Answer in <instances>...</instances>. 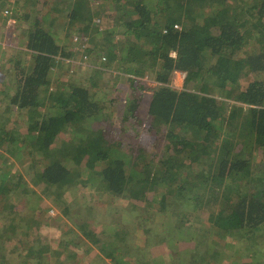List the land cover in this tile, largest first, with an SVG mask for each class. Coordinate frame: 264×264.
Wrapping results in <instances>:
<instances>
[{
  "label": "trees",
  "instance_id": "obj_1",
  "mask_svg": "<svg viewBox=\"0 0 264 264\" xmlns=\"http://www.w3.org/2000/svg\"><path fill=\"white\" fill-rule=\"evenodd\" d=\"M97 2L13 1L24 14L5 23L21 28L12 41L26 50L10 56L12 68L0 77V100L9 98L10 112L12 106L27 110L28 133L0 125V145L29 146L46 161L37 177L57 191L48 195L57 204L65 202L62 191L77 183L147 207L157 204L160 211L177 201V232L198 246L204 231L190 261L222 264L230 246L253 255L245 262L244 253L235 264H264V0ZM5 3L0 0V7ZM107 10L117 29L101 27ZM83 44L96 56L88 69L93 78L53 86L54 69L75 58L72 47ZM176 71L187 72L182 89L171 85ZM114 73L115 94L108 101L99 98L101 82ZM123 75L124 98L116 90ZM119 106L123 132L117 136L112 128ZM65 132L73 133L71 141L58 145ZM0 180L1 208L10 203L13 188L7 172ZM39 207L29 229L48 223L39 219ZM194 211H208L211 226L186 225ZM72 220L78 232L71 226L70 238L56 239L57 248L27 246L18 264H58L51 258L69 254L75 238L87 252L97 249L103 264H153L148 244L128 242L124 231L103 237ZM182 253L175 254L177 263L187 264ZM1 259L11 264V258Z\"/></svg>",
  "mask_w": 264,
  "mask_h": 264
},
{
  "label": "rangeland",
  "instance_id": "obj_2",
  "mask_svg": "<svg viewBox=\"0 0 264 264\" xmlns=\"http://www.w3.org/2000/svg\"><path fill=\"white\" fill-rule=\"evenodd\" d=\"M4 1L9 3H5L0 7V22L15 23L18 21L19 16L24 14V11H18L12 6L13 1L15 2L16 0ZM97 1L91 0V3L96 4L98 3ZM112 15L111 10H107L104 14L100 15L101 27H110L112 30L117 29V27L114 28L113 26L114 20ZM96 19L99 20V18ZM59 23H62V19L59 20ZM1 27L0 36L3 35L2 38L4 40L6 39V42L3 49L0 50L1 56L5 58L0 64V77L1 75L8 74V69L10 70V67L12 68V66L6 69L2 68L4 63L11 64L10 61L6 62V59H9L14 52L22 51V49L26 50L22 44L12 41V38H16V35H19L21 28H7V24L5 27ZM2 38L0 40H3ZM72 39L73 43L74 41L77 42L74 35ZM72 48L76 53L75 58L67 60V64H64L63 67L54 69L51 78L53 86L59 83H69V78H93V73L88 69L90 68V63L94 62L96 56L92 53H87L85 51L87 47L84 44ZM28 59L27 54L24 59L26 66L30 64ZM68 62H70V65ZM106 77L101 82L104 90H101V93H98V95L99 98L108 101L115 94H112V92H114L113 84L115 83L114 80L116 77L115 73L114 75H106ZM127 78V75H123L116 82V84L118 83L116 90L120 89L118 94L123 98L128 95L127 87H125ZM148 81L150 85H154L152 77H149ZM182 81L183 78L181 76H174L171 85L181 89L184 85V83L183 85L181 84ZM146 91L147 93L151 92L150 90ZM4 92H9V90L6 88ZM0 95L3 96V94ZM8 103L9 98L0 100V125H4L10 130L15 128L18 134L26 135L28 133L27 110L12 106L13 111L10 112L7 110ZM120 109L121 106L117 107L113 115L112 130L117 136H120L123 132L121 122L122 113ZM51 114H54L53 109ZM72 134L71 132L60 134V137L57 139L58 145L63 140L71 141ZM28 147L21 148V150H16L15 148L8 150L7 142L0 145V175L3 172H7L8 181L10 182L9 185L13 188L9 198V202L13 206L10 203H6L0 208V262L3 261L1 259L2 256H6L7 258H11V264H18L17 257L20 252L31 245H51V247L57 248L59 244L56 239L70 238L71 234L67 230L71 226L78 232V229L74 227L72 218L76 222L88 223L94 231L103 237L111 236L118 231H124V233H127L125 237L128 242L135 241L140 246H146L148 244L149 259L153 264H180L177 263V255H175L179 252H183L181 254L183 257H191V250L197 245L194 240L191 241L186 235L177 232L178 221L181 218L179 210L181 206H178L177 201L173 204L171 203L173 208L160 211L156 208L157 204L155 206H148V208L144 204V201L116 198L108 194L99 193L93 186H83L77 183L67 188V190L64 189L62 191L65 202L57 204V202L48 196L50 193L55 194L57 191L53 188L50 189L44 181L37 177L38 171L43 169L46 161L40 155H37L35 150ZM19 182L22 184H19ZM152 195L153 192H149L147 197L151 198ZM134 203L138 204L139 207H134ZM37 207L41 208L39 212L37 211V214H40V217L38 215L39 219L46 217L48 223L41 222L40 225L34 223L32 225L35 227L29 229L28 225L31 224L30 220L34 215V210H37ZM52 208L55 210L53 214L50 212ZM46 210L47 212L45 213ZM190 213L188 214V223L186 225L193 223L197 227L211 226L212 222L208 218V211L206 213L205 211H194L192 214ZM21 221L24 222L23 225ZM202 233L204 231H201L198 235L199 243L195 251L199 250ZM72 236L75 238L73 234ZM147 237H152L151 240L153 241L148 243ZM227 241L230 242L231 239ZM76 242L77 239L75 238V242L71 243L69 254L66 253L58 257L53 255L51 259L57 261L58 264H103L97 257V249L87 252L85 246H80ZM224 242L222 241L223 245ZM261 243L264 245V242ZM255 245L253 244V246ZM225 250L226 256L222 259V264H235L241 260L244 253L246 256L245 258L243 257V260L245 262L252 261L253 255L249 251L248 256L247 252L241 251L238 253L235 248H231L230 246L225 248ZM72 252L74 256L71 255ZM62 260L63 262H61ZM190 260V258L186 260L187 264H216L207 261V259H197L193 260V262ZM20 262L21 259L19 260ZM107 264L110 263L108 262Z\"/></svg>",
  "mask_w": 264,
  "mask_h": 264
},
{
  "label": "crops",
  "instance_id": "obj_3",
  "mask_svg": "<svg viewBox=\"0 0 264 264\" xmlns=\"http://www.w3.org/2000/svg\"><path fill=\"white\" fill-rule=\"evenodd\" d=\"M5 25H6V23L5 22H0V30L2 29V27L1 26H3V27H5ZM3 37V35L2 36H0V38H2ZM3 40H0V50H2L3 49V47H4V45H5V40H4V38H2ZM2 47V48H1ZM8 51H11V50H8ZM3 59H5V58H3L2 56H1V54H0V64H1V61L3 60ZM10 59H6V62L7 61H9ZM10 66H12L10 63H9V67ZM11 68V67H10Z\"/></svg>",
  "mask_w": 264,
  "mask_h": 264
},
{
  "label": "built area",
  "instance_id": "obj_4",
  "mask_svg": "<svg viewBox=\"0 0 264 264\" xmlns=\"http://www.w3.org/2000/svg\"><path fill=\"white\" fill-rule=\"evenodd\" d=\"M104 59H105V58H104ZM175 74H176L175 76L178 75V76H181V77L183 78V81H182V83H181V84L183 85V83H184V81H185V78H186V76H187V72H184V71H176ZM174 81H175V78H174ZM154 84H155V83H154ZM175 88H176V87H175ZM182 88H183V87H182ZM182 88H181V89H182ZM177 89H179V88H177ZM54 211H55V210H54L53 208L50 210V212H51L52 214L54 213Z\"/></svg>",
  "mask_w": 264,
  "mask_h": 264
}]
</instances>
